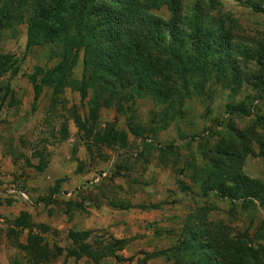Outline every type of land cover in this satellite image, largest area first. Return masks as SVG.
Returning <instances> with one entry per match:
<instances>
[{"label":"rangeland","instance_id":"374dc122","mask_svg":"<svg viewBox=\"0 0 264 264\" xmlns=\"http://www.w3.org/2000/svg\"><path fill=\"white\" fill-rule=\"evenodd\" d=\"M8 1L0 0V17ZM183 7L188 35L204 26L216 36L204 51H213L216 63L202 61L185 74L175 65L165 99L111 85L104 94L89 87L84 100L77 84L83 49L28 44L29 12L10 9L0 54L13 56L19 71L0 78V190L21 188L28 200L0 196V264H94L87 254L68 255L84 245L102 256L97 264L147 257V264H176L172 248L188 220L195 231L208 221L230 238L264 247L259 200L220 198L208 181L230 140L239 141L240 132L264 136L256 123L264 115V69L254 57L264 46V0H184ZM156 13L170 16L166 6ZM63 55V83L43 85ZM223 65L229 72L221 77ZM248 148L237 167L264 182L258 140ZM74 233L88 236L73 241ZM31 236L46 245L45 257ZM112 238L122 247L106 255Z\"/></svg>","mask_w":264,"mask_h":264},{"label":"trees","instance_id":"16d2710c","mask_svg":"<svg viewBox=\"0 0 264 264\" xmlns=\"http://www.w3.org/2000/svg\"><path fill=\"white\" fill-rule=\"evenodd\" d=\"M183 1L9 0L5 6L6 17H0V38L2 30L7 27L10 9L24 10L29 12L26 21L28 44L73 42L83 49L82 78L77 83L81 100L87 97L89 87L104 94L111 85L118 86L120 89L116 91L119 92L135 85L139 91L157 94L165 99L175 65H178V72L185 74L186 71H199L202 61L207 66L212 61L216 63L213 51L209 56L204 53L214 47L216 36L213 31L207 29L204 32V26H199L188 35L183 30ZM162 6H166L170 13L168 20L156 13ZM254 57L255 62L264 69V46L254 52ZM66 61L67 57L63 55L59 64L46 72L42 84L55 82L57 86L61 85L65 79ZM18 71L19 66L13 56L0 54V78L7 74L15 76ZM37 71L43 69L37 68ZM220 71L218 76L223 77V73L228 76L229 70L224 65ZM256 123L264 128V115ZM245 134L240 132L239 141L230 140L229 153L225 150L218 152L224 164H221L222 160H216L213 171H209L208 181H211V187L216 188L220 198H254L264 206V182L248 177L237 167L250 151L248 143L252 137L258 140L259 154L264 156V136ZM219 174L224 175L223 179L218 177ZM182 189L190 188L183 185ZM199 212L201 215L207 214L205 208ZM199 219V214L192 216V220L201 225ZM185 228L184 237L181 234L178 244L172 248L176 264H264V247H251L245 240L230 238L229 233L216 228L214 224L210 225L208 221L199 231L192 229L189 220ZM87 236L71 234L73 241ZM30 240L41 245L38 236H31ZM112 240L110 244L113 245L103 248L106 255H115V249L122 247V240ZM87 248L84 245L80 251L73 249L68 255L79 258L84 253L97 264L102 256L90 254ZM46 250V245H41V257L49 253ZM159 254L163 253L150 257ZM147 260L148 257L135 264H147Z\"/></svg>","mask_w":264,"mask_h":264},{"label":"built area","instance_id":"2783aa9c","mask_svg":"<svg viewBox=\"0 0 264 264\" xmlns=\"http://www.w3.org/2000/svg\"><path fill=\"white\" fill-rule=\"evenodd\" d=\"M101 176H105V173H102ZM17 196L20 199L23 200H28V196L26 194V192L21 189V188H16V187H10V188H6L4 190H0V196Z\"/></svg>","mask_w":264,"mask_h":264}]
</instances>
